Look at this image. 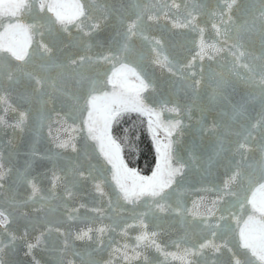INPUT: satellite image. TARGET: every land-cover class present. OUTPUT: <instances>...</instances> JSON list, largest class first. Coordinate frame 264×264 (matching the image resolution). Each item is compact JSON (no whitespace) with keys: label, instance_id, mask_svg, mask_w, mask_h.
Masks as SVG:
<instances>
[{"label":"snow or ice","instance_id":"obj_1","mask_svg":"<svg viewBox=\"0 0 264 264\" xmlns=\"http://www.w3.org/2000/svg\"><path fill=\"white\" fill-rule=\"evenodd\" d=\"M226 4L229 15L226 18L220 17L219 26L213 23L212 27L226 45L231 41L228 46L235 49L234 56L239 58L246 54L251 55V65H245L248 67L249 74L243 80V84L253 88L254 91L250 92L245 100L258 98L261 107L259 116L253 118L255 122L249 123L242 133L237 134L243 136V140L238 139L234 142L228 140L231 134L230 126L213 122L209 128L205 123L206 118L203 113L217 111L215 102L219 101L222 106H231L233 120L243 116L247 112L246 103L235 105L231 102V94L240 86L237 82L225 79L223 76L217 79L210 66L208 80H205L203 65L199 68V77L193 79L197 75L195 72H183L174 59L162 55L163 44L159 39L150 42L152 43L150 51L155 53V62L167 67L171 77L179 74L178 80L170 77L156 84L143 68L138 71V64L132 66L128 62V58L134 54L132 38L141 36L146 40L144 30L147 21L156 19L150 9L141 6L138 2H130V0H114L112 4L105 3L101 8L102 15L94 19V22L88 25V31L84 32L81 26L91 19L92 15L90 11H86L84 4L79 0L73 3L65 2V0H0V91L22 88L28 92L25 99L39 105L59 103L62 108H67L69 118H73L77 110L87 113V119L84 121L87 126V137L82 149H78L75 143L58 142L56 145L60 149L70 147L73 153H77L75 160L64 161V167L61 169L64 173L63 177L57 175L56 172V166L63 160L61 153L38 156L33 150L25 153L29 159L25 160L23 165L15 169L8 168V173L14 172V176L9 177L12 182L10 188L16 185L30 187L31 195L24 203L27 204L29 199L33 200L41 205L36 208V211L42 212L45 210L42 204L45 197L40 195L41 190L32 176V164L36 159L52 161L53 188L55 182L62 179L66 185L70 184L72 187L76 186L77 181L91 179L95 189L101 195H103V189L100 183H96V180L99 179L104 166L110 165L108 171L115 185L117 200L122 199L127 204L133 205V212H137L135 206L143 201L144 210L137 214L136 219L140 227L145 230L137 237V241L146 242L145 247L152 245L160 250L159 245L153 239L156 233L147 231L149 224L145 222V218L151 217V220L159 226L165 217H173L176 223L184 225L186 229H199L202 233L207 232L211 237H206L199 244L191 245L187 242V235L183 239L174 241L178 254L170 253L169 255L179 260L180 264H216V261L212 260L205 250H209V253H220L221 247L231 253L232 264H264V0H226ZM234 6L238 19L242 21L239 25L233 22L231 15ZM171 7L179 10L181 6L173 0ZM203 10L201 5L186 9L185 23L182 25L198 33L199 52L197 56L200 59L211 52L221 51L216 43L205 41L204 29L195 23L197 15ZM130 11L134 12V16L129 15ZM25 13L34 14L33 23L24 24L19 21V17ZM42 13H51V16L45 17L41 15ZM209 15H214V13L209 12ZM5 17L8 18L7 21ZM77 21L79 23L76 27L83 35L73 37L67 26ZM34 32L40 35L41 40L37 42L33 54H30L29 49L32 46ZM62 33H67L71 40L60 48L61 52L65 47L81 46L86 51L83 54L65 53L63 59L54 55L56 45L63 44ZM46 35L51 38L50 43L44 42L43 38ZM84 36L89 39L85 40ZM256 42L259 44V55L247 53V50L240 51L245 44L254 45ZM93 43L98 48L104 49L95 57L89 55L87 51L92 48ZM34 54H39L45 63L29 71L26 66L32 63ZM209 58H211L210 55ZM13 61L19 63L13 64ZM102 63L111 65V68L101 73L98 66ZM185 67L191 68V62L186 63ZM52 69L57 70L55 76L50 74ZM129 77H134L139 81V85L130 89L127 85ZM189 80L191 83L188 82ZM202 82L205 88L212 84L215 85L208 104L198 102L201 99L198 85ZM109 85L111 92L106 91ZM178 88L185 90L186 95L187 90H191L193 94L192 105L188 106V111L190 112L194 106L202 114L197 120L198 127L194 129L195 133L202 137L206 131H210L215 139L209 165L211 166L218 157L224 159L229 165H234L235 171L229 178V183L237 178L241 186L246 182L247 193H250V196L245 194L241 197L236 190L225 184L224 190L220 193L221 200L224 196H234L235 199L223 201L220 207H217V202H213L212 207L206 208L204 212L196 210L195 202L193 208L188 209L179 199L173 200L188 179L186 170L194 169L198 159L195 155V143L189 146L190 155L187 160H183L178 153L174 152L173 143L169 138L177 130L182 131V121L176 119L165 123L161 119L164 112L176 113L179 116L181 106L170 98ZM148 89L157 93L149 103L154 106L158 105L159 110L154 106H149V103H145L142 98L141 93ZM0 103H6L4 96H0ZM125 112H139L149 116V129L152 131L157 154L156 167L151 176H142L129 168L122 158L121 145L112 137L113 122ZM25 115L22 113L17 123L9 126L23 131ZM220 115L227 116L228 113L220 111ZM154 124L156 128L161 126L165 128L166 142L157 139L156 131L153 129ZM3 126H5V121L0 117V128ZM42 126V121H38L35 130L37 134ZM256 129L259 131L253 135ZM87 140L95 142V146L103 156L105 164L99 168L92 164L89 158ZM81 151L83 160L80 157ZM230 153L233 159H228ZM236 154L239 155L238 161L234 159ZM3 160V153H0V192L5 187L6 173ZM84 164H87L86 168ZM69 175L71 180H69ZM65 191L71 195V187L66 186ZM93 210L99 211V209ZM217 213H219L218 216ZM245 214H247V219L241 220ZM257 214H259V219H257ZM24 215L27 217V212ZM209 217H216L217 222H211ZM232 219L236 221L235 228L232 227ZM9 223H11L10 214L6 215L0 208V226L6 229ZM106 230L105 227L98 229L101 235ZM91 231L92 229H88L79 232L74 240L85 243L93 242L94 237L90 235ZM232 232H238L236 247L243 250L242 255L233 251V248L227 244L221 246L214 242L218 234L223 239ZM69 235H65L61 248L51 249L55 264H66L68 251H71L73 257H80L81 264H99L93 256V252L97 249L88 252L85 258L74 243H69ZM15 239V236L11 237L12 241ZM39 246L40 239L38 238L35 244H28L27 251L31 252L34 247ZM6 247L8 245L0 241V264H6L4 258ZM99 247L102 248V245ZM133 255L139 254L133 250ZM144 260L146 264V256ZM33 264H40V262L33 257ZM67 264H72V262L68 261Z\"/></svg>","mask_w":264,"mask_h":264},{"label":"water","instance_id":"obj_2","mask_svg":"<svg viewBox=\"0 0 264 264\" xmlns=\"http://www.w3.org/2000/svg\"><path fill=\"white\" fill-rule=\"evenodd\" d=\"M65 2L73 3L75 0H65ZM79 2L84 4L86 11H90L92 15V18L85 21V24L81 26L83 31L87 32L88 25L102 15L101 8L103 5L105 3L112 4L114 0H79ZM130 2H138L141 6L150 9L156 19L147 21L144 30V36L147 37L146 40L141 36L132 38L131 43L134 47V54L128 58V62L132 66L138 64V71L143 68L156 84L168 80L171 74L168 72L167 67L156 63L155 53L150 51L152 47L150 42L159 39L163 44L162 55H167L170 59H174V62L177 63V66L183 72H195L197 75L193 79L199 77V68L203 65L205 80H208L210 66L212 73L216 75L217 79L223 76L225 79L237 82L240 86L231 94V102L235 105L246 103L247 112L243 116L233 120L231 118V106H222L219 101L215 102L217 111H206L203 115L209 128L213 122L226 124L231 129L228 140L230 142L238 139L242 141L243 136L237 134L242 133L249 123L255 122L253 118L259 116L261 107L258 98L245 100L249 93L254 91L253 88L243 84V80L249 74L248 67L245 65H251V55L246 54L239 58L234 56L233 52L235 49H231L228 46L231 41L226 45L212 27L213 23L219 26L220 17L226 18L229 15L226 0H175V3L181 6L179 10L171 7L173 0H130ZM195 5H201L204 9L197 15L195 23L204 29L205 41L216 43L217 48L221 49L219 52H211L209 54L211 58H209V55H205L203 59L197 56L199 52V35L197 32L192 31L190 27L182 26L185 23L186 9H191ZM209 12L214 13V15H209ZM41 15L46 17L51 16V13H42ZM129 15L134 16V12L130 11ZM231 15L235 24L239 25L242 23L238 19L235 6ZM4 19L7 21L8 18L5 17ZM19 21L24 24L33 23L34 14L25 13L19 17ZM78 23L79 21L67 26L73 37L83 35L76 27ZM57 27L59 28V25ZM62 36L64 38L63 44H57L54 53L57 57L63 59L65 53L83 54L86 51L81 46L76 48L65 47L64 51L61 52L60 48L71 40L67 33H62ZM83 38L85 40L89 39L87 36ZM43 39L45 43H50L51 41V38L47 35ZM40 40V35L34 32L32 46L29 49L30 54H33V50ZM103 50L98 48L95 43H93L91 49H87L88 54L93 57ZM246 50L247 53L259 55L258 42L254 45L245 44V47L240 49V51ZM188 62H191V68L185 67ZM16 63L19 62L13 61V64ZM44 63L45 60L39 54H34L32 63L28 64L26 68L31 71ZM98 68L103 73L108 71L111 65L102 63ZM56 71V69H52L50 74L55 76ZM171 79L178 80L179 74L176 77H171ZM188 82L191 83L190 80ZM127 85L131 89L138 86L139 81L134 77H129ZM214 86L212 84L205 88L204 82L198 85L201 96L199 103L208 104L211 101L212 88ZM28 91L30 92V90ZM106 91L111 92L110 85ZM205 93L207 94L205 95ZM26 95H28V92L22 88L0 91V96L6 98V103H0V117L5 121V126L0 128V153H3L6 173L5 187L0 192V208L6 215L10 214L11 220L6 229L0 226V241L8 245L4 249L6 264H33V257L39 260L40 264H55L54 254L51 249L54 247L57 249L61 248L67 234H70L68 237L69 243H74V246L84 254L85 258H87L88 252L97 249L93 252V256L99 264H145V256L147 257L146 264H180L179 260L173 259L169 255L170 253L178 254L174 241L183 239L187 235V242L191 245L199 244L206 237L211 238L207 232L202 233L199 229H186L184 225L176 223L173 217H165L159 226L151 220V217H147L145 218V222L149 224L147 231L156 233L153 239L159 245L160 250H157L152 245L145 247L146 242H138L137 237L145 231L140 227L136 219L137 214L144 210L143 201L135 206L137 212H133V205L127 204L122 199L117 200L115 185L111 181V173L108 171L110 165L104 166L99 174V179L96 180V183H100L102 186L103 195H101L95 189L94 182L91 179L77 181L75 187L70 184L66 185V182L62 179L61 181H56L53 188L52 161L36 159L32 164V176L41 190L40 195L45 197L42 202L45 210L37 212L36 208L41 205L30 199L25 204L24 201L31 195V189L28 186L19 185L10 188L12 182L9 177L14 176V172L8 173V168L15 169L23 165L24 161L29 159L25 153H30L33 150L38 156L59 152L62 154L63 160L56 166V172L57 175L63 177L64 173L61 169L64 167V161L75 160L77 153H73L70 147L67 149L57 148V143H75L78 149H82L87 137V126L84 123L87 119L86 112L77 110L74 112L73 118H69L67 108H62L61 104L39 105L25 99ZM156 95L157 93L153 92L152 89L141 93L145 103H149ZM170 98L181 106L180 114L177 116L176 113L164 112L161 119L165 123L176 119L182 121V131L177 130L169 138L173 143L174 152L178 153L183 160H187L190 155L189 146L195 143V155L198 158L195 168L186 170L188 179L173 197V200L179 199L188 209H192L195 202L196 210L204 212L206 208L212 207L213 202H217V207H220L223 201L235 199L234 196H224L223 200H221L220 193L224 190L225 184H228L229 188L236 190L241 197L245 194L250 196V193H247L246 182L241 186L240 180L237 178L229 183V178L235 171L234 165H229L224 159L219 157L212 162L211 166L209 165V157L213 155L215 139L210 131H206L202 137L194 131L198 127L197 120L200 119L202 114L194 106L190 112L188 111V106L192 105L193 99L191 90H187L186 95L185 90L178 88ZM149 106L154 105L149 103ZM154 107L159 110L158 105ZM220 111L227 112L228 115H220ZM22 113L26 114L23 125L24 130L21 131L19 128L10 127L9 125L17 123ZM142 115L149 122V116L147 114ZM153 119L155 118L153 117ZM38 121H42L43 126L37 134L35 130ZM153 129L156 131L157 138L161 142H166L165 128L163 126L156 128L154 124ZM258 131L259 129H256L253 135H256ZM87 144L92 164H95L98 168L104 165L103 156L99 153L95 142L87 140ZM80 157L83 160L82 151L80 152ZM228 159H233L231 153L228 155ZM234 159L238 161L239 155L236 154ZM83 166L86 168L87 164ZM69 180H71L70 175ZM66 186L71 187V195H68L65 191ZM13 197L15 198L14 202ZM93 209H99V211L97 212ZM25 212L28 214L27 217L24 215ZM218 215L219 213H217ZM209 219L213 223L217 222L216 217H209ZM246 219L247 214L241 217V220ZM257 219H259V214H257ZM231 224L233 228L236 227L235 219L231 220ZM129 225L132 226L129 227ZM240 226L242 227L243 224L241 223ZM101 227L107 229L102 235L98 231ZM88 229H92L90 235L94 237L93 242L85 243L74 240L76 234ZM12 236L16 238L14 241L11 240ZM38 238L40 239V246L34 247L31 252H28V244H35ZM237 240L238 232H232L223 239L218 234L214 242L221 246L227 244L233 248V251L242 255L243 250L236 247ZM99 245H102V248ZM133 250L139 255L134 256ZM205 251L210 254L212 260L216 261V264H232L231 253L224 247H221L220 253ZM125 253H127V256H125ZM68 261H71L72 264H81V258L73 257L71 251L66 253V264Z\"/></svg>","mask_w":264,"mask_h":264},{"label":"trees","instance_id":"obj_3","mask_svg":"<svg viewBox=\"0 0 264 264\" xmlns=\"http://www.w3.org/2000/svg\"><path fill=\"white\" fill-rule=\"evenodd\" d=\"M112 137L121 145L126 165L142 176H151L157 154L146 117L138 112L122 113L113 122Z\"/></svg>","mask_w":264,"mask_h":264},{"label":"bare ground","instance_id":"obj_4","mask_svg":"<svg viewBox=\"0 0 264 264\" xmlns=\"http://www.w3.org/2000/svg\"><path fill=\"white\" fill-rule=\"evenodd\" d=\"M160 140V139H159ZM161 141V140H160Z\"/></svg>","mask_w":264,"mask_h":264}]
</instances>
